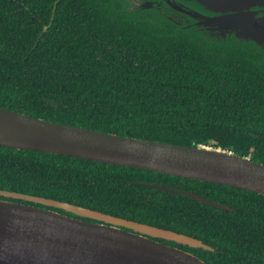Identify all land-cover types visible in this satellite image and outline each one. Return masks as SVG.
I'll return each mask as SVG.
<instances>
[{
    "label": "trees",
    "instance_id": "1",
    "mask_svg": "<svg viewBox=\"0 0 264 264\" xmlns=\"http://www.w3.org/2000/svg\"><path fill=\"white\" fill-rule=\"evenodd\" d=\"M119 1L0 0V108L126 137L220 148L264 164V51L139 18ZM141 183L189 191L231 210ZM0 190L194 237L212 250L157 240L208 264H264V196L257 193L5 147Z\"/></svg>",
    "mask_w": 264,
    "mask_h": 264
},
{
    "label": "water",
    "instance_id": "2",
    "mask_svg": "<svg viewBox=\"0 0 264 264\" xmlns=\"http://www.w3.org/2000/svg\"><path fill=\"white\" fill-rule=\"evenodd\" d=\"M203 4L208 14L188 11L190 23L156 17L210 42L235 39L264 51V0H203ZM55 11L56 7L53 16ZM0 147L148 170L264 196V164L220 148L104 133L3 108ZM138 185L231 210L189 191ZM0 196L39 205L0 199V264H208L191 252L157 240L212 250L194 237L54 199L6 190H0Z\"/></svg>",
    "mask_w": 264,
    "mask_h": 264
},
{
    "label": "flooded vegetation",
    "instance_id": "3",
    "mask_svg": "<svg viewBox=\"0 0 264 264\" xmlns=\"http://www.w3.org/2000/svg\"><path fill=\"white\" fill-rule=\"evenodd\" d=\"M119 2L123 11L139 18L152 19L158 15H164L190 23L192 18L187 14L188 11L208 14L205 12L206 5L203 4V0H120Z\"/></svg>",
    "mask_w": 264,
    "mask_h": 264
}]
</instances>
